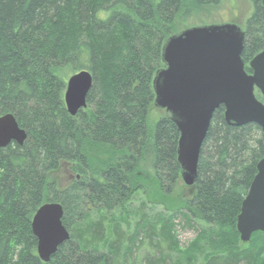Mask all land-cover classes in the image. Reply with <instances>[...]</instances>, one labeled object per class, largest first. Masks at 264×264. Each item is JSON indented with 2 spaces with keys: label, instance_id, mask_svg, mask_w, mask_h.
<instances>
[{
  "label": "trees",
  "instance_id": "16d2710c",
  "mask_svg": "<svg viewBox=\"0 0 264 264\" xmlns=\"http://www.w3.org/2000/svg\"><path fill=\"white\" fill-rule=\"evenodd\" d=\"M248 1L241 58L250 73L248 62L264 49V8L262 0ZM220 2L0 0V116L12 114L26 133L22 145L0 148V264H118L120 251L132 252L113 212L145 192L137 174L148 173L164 197L180 180L179 132L165 113L149 118L162 45L178 21ZM65 68L92 76L86 106L74 116L63 101ZM262 157L260 127L228 125L217 108L193 193L182 203L190 220L230 228L208 241L202 264H264V233L238 250L234 227ZM62 164L76 174L64 186L53 178ZM46 202L61 205L69 238L42 262L30 223ZM93 210L100 213L86 222ZM170 229L146 230L149 239L170 243Z\"/></svg>",
  "mask_w": 264,
  "mask_h": 264
},
{
  "label": "water",
  "instance_id": "95a60500",
  "mask_svg": "<svg viewBox=\"0 0 264 264\" xmlns=\"http://www.w3.org/2000/svg\"><path fill=\"white\" fill-rule=\"evenodd\" d=\"M261 3L264 8V0ZM244 41V28L234 22L183 28L164 41L163 67L152 79L153 106L164 110L179 132L176 159L187 186L196 181L200 148L217 108H224L228 125L254 123L260 127L263 157L256 164L235 224L241 242L249 241L253 232L264 233V49L248 62L251 72L247 73L241 58ZM91 85L92 76L85 70L66 79L63 101L70 116L86 106ZM25 139V131L12 114L0 116V148L11 143L20 146ZM62 214L59 203L46 202L32 216L31 232L42 262H48L69 238Z\"/></svg>",
  "mask_w": 264,
  "mask_h": 264
},
{
  "label": "rangeland",
  "instance_id": "374dc122",
  "mask_svg": "<svg viewBox=\"0 0 264 264\" xmlns=\"http://www.w3.org/2000/svg\"><path fill=\"white\" fill-rule=\"evenodd\" d=\"M251 11L252 7L248 0H221L216 7L205 8L193 17L178 21L173 26V30L179 31L194 25L227 22H234L243 27ZM72 73L71 70L65 68L60 71L59 75L66 81ZM163 113L164 110L153 108L149 114L150 121H155ZM54 177L60 186H64L72 181L76 174L67 164H62L53 175ZM136 180L143 184L145 192L139 191L128 204L113 212L114 221L119 222L124 233L122 235L124 243H127V240L129 242V237L133 242L130 244L131 253L128 250L120 251L118 264H202L205 250L209 247V253L212 249L208 241L216 238L218 232L226 233L230 228L189 219L182 203L184 199L192 195L193 187L185 185L181 178L173 194L167 197L157 194L154 181L148 173L137 174ZM140 202H144L145 206H140ZM98 212L100 213V211L93 210L87 218L85 217V221L95 218ZM142 223L145 226L144 230L141 229ZM151 225H155L156 231L171 227L170 243L160 242L156 237L149 239L146 229ZM252 234L249 241L237 242L238 250L245 249L251 243ZM104 250L108 251L106 247Z\"/></svg>",
  "mask_w": 264,
  "mask_h": 264
}]
</instances>
